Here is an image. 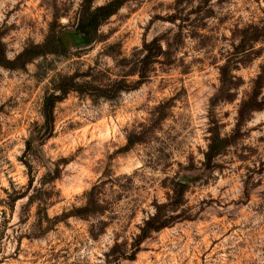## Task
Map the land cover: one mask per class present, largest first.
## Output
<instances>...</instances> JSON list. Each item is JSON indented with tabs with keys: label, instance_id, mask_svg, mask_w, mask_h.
<instances>
[{
	"label": "rangeland",
	"instance_id": "rangeland-1",
	"mask_svg": "<svg viewBox=\"0 0 264 264\" xmlns=\"http://www.w3.org/2000/svg\"><path fill=\"white\" fill-rule=\"evenodd\" d=\"M0 212V264H264V0H0Z\"/></svg>",
	"mask_w": 264,
	"mask_h": 264
},
{
	"label": "trees",
	"instance_id": "trees-1",
	"mask_svg": "<svg viewBox=\"0 0 264 264\" xmlns=\"http://www.w3.org/2000/svg\"><path fill=\"white\" fill-rule=\"evenodd\" d=\"M117 8L118 7L115 4V2H111L105 6L96 8L90 17V20L88 21V24L86 25V28H89V27L95 28V26L97 27L100 22H102L107 17L111 16L117 10ZM89 41L90 40L88 39V34L84 33V43L87 44ZM183 188L184 187L180 188L179 190L180 194H182ZM97 210H98V201H97L95 191L93 189L91 192L88 193L87 205L83 207L80 211L82 212V214L87 215V214H93ZM151 221H154V222L151 223ZM165 226H166L165 223L161 222L158 217L154 218L153 216L152 219L150 218L148 221H145L143 224V227L140 229V234L135 238L130 251L124 254L120 253V256L116 258L114 262L118 261L119 258L132 259L133 257H135L136 253L139 251L142 241L147 238V235L151 232H157L161 230L162 228H164ZM112 250L113 248L111 249V252Z\"/></svg>",
	"mask_w": 264,
	"mask_h": 264
},
{
	"label": "water",
	"instance_id": "water-1",
	"mask_svg": "<svg viewBox=\"0 0 264 264\" xmlns=\"http://www.w3.org/2000/svg\"><path fill=\"white\" fill-rule=\"evenodd\" d=\"M71 39L67 35H62L61 37V42L63 43L64 46H69L71 44Z\"/></svg>",
	"mask_w": 264,
	"mask_h": 264
},
{
	"label": "built area",
	"instance_id": "built-area-1",
	"mask_svg": "<svg viewBox=\"0 0 264 264\" xmlns=\"http://www.w3.org/2000/svg\"><path fill=\"white\" fill-rule=\"evenodd\" d=\"M1 221H2V213L0 212V223H1Z\"/></svg>",
	"mask_w": 264,
	"mask_h": 264
}]
</instances>
